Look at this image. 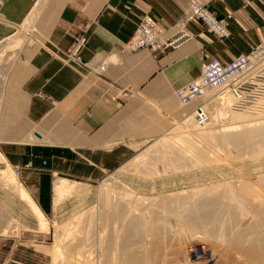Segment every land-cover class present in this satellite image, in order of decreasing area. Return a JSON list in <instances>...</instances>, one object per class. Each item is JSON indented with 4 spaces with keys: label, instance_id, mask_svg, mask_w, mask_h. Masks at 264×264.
Returning a JSON list of instances; mask_svg holds the SVG:
<instances>
[{
    "label": "crops",
    "instance_id": "1",
    "mask_svg": "<svg viewBox=\"0 0 264 264\" xmlns=\"http://www.w3.org/2000/svg\"><path fill=\"white\" fill-rule=\"evenodd\" d=\"M35 1H0V41ZM203 1L226 19L232 38L216 39L192 20L193 36L181 45L130 51L145 16L173 27L188 0H47L35 23L39 41L23 47L5 88L0 149L8 161L26 178L35 170L91 177L124 161L132 143L156 138L178 116L174 89L197 77L202 62L229 61L264 41V0ZM80 37L86 42L75 59L68 50ZM34 130L42 143L25 140Z\"/></svg>",
    "mask_w": 264,
    "mask_h": 264
},
{
    "label": "rangeland",
    "instance_id": "2",
    "mask_svg": "<svg viewBox=\"0 0 264 264\" xmlns=\"http://www.w3.org/2000/svg\"><path fill=\"white\" fill-rule=\"evenodd\" d=\"M39 14L32 19L33 21L28 22L26 16L16 26L15 32L6 35L0 41V114L5 88L14 63L27 52L23 49L26 44L31 45L39 41L35 25ZM216 18L221 20L217 16ZM227 23L225 19L227 35L224 38H219L211 31L216 39L232 38ZM155 24L157 29L163 32L164 38L173 34L180 26L179 22L170 28H161L156 21ZM70 52L68 50L69 54ZM259 105L263 108L261 110H264V99L260 100ZM181 107L178 101V112ZM192 108L186 113H191ZM258 118L262 120L264 115H250L252 123L259 120ZM191 119L193 120V116ZM174 122L169 125H172L170 129L162 130L156 138L145 145L132 143L135 149H132L130 155L114 169L93 172L94 175L91 177H66L35 170L26 178L21 171L22 167L12 165L0 149V154L4 156V159L0 160V264H66L67 260L73 263L75 256L79 264H104L103 250L107 242H111L112 227L120 225L119 222L105 225L96 218V210L98 212L101 209L98 207L99 197L105 189H110L111 194L114 193L112 195L117 198L116 202L121 193L128 194L124 196V203L133 205L135 208L133 212L146 218L149 216L148 209L160 211L158 201L161 198L192 197L194 193H209L216 188L221 191L224 184L230 183L237 187L242 180L264 174V154L257 159L250 157L251 154L248 152L237 156L236 150L232 147L228 154L221 142L209 144L196 134L201 131L213 133L219 142L224 135L240 131L225 132L234 125L231 121H224L217 115L212 124L200 130L181 129L178 128L179 124ZM162 135L174 145H187L191 150L204 151L208 162H205L206 165L203 167L193 168L191 164L183 166L181 161L175 164L167 160L172 156L171 153L164 156L167 158L165 161L161 156L157 157L158 155L153 153L159 145L154 148L152 146ZM25 140L30 143H42L44 135L34 130ZM151 158H157L156 164L153 163L154 160H150ZM13 167L15 170L18 169V174ZM7 174L13 176V179ZM43 174L46 175L42 176ZM61 179H65L66 182L59 187ZM18 186H22L27 192L24 200L17 198ZM178 221L181 222V216L175 217L161 212L156 220L149 219L145 223L147 226H161L165 223L173 230ZM195 236L202 235L196 233ZM198 237L192 240L191 248L185 247L178 253H173V249L161 241L162 250L159 251L160 254L158 253L156 264L183 263L185 256L190 264H229L235 259L232 254L226 255V258L221 255L226 251L224 241L226 243L227 240L212 239L208 242L214 246L216 254L221 255L214 258L208 251L207 244ZM155 238L163 240L162 235L157 237L145 234L134 248H149ZM187 249L189 255L185 252ZM240 260H236L235 263Z\"/></svg>",
    "mask_w": 264,
    "mask_h": 264
},
{
    "label": "bare ground",
    "instance_id": "3",
    "mask_svg": "<svg viewBox=\"0 0 264 264\" xmlns=\"http://www.w3.org/2000/svg\"><path fill=\"white\" fill-rule=\"evenodd\" d=\"M46 1L47 0L35 2L31 12L27 15V22L36 18L41 9H43ZM203 4L206 5L207 3L203 0H188V6L183 16L184 18L179 21V29L170 35L171 39L176 38L175 43L178 42L175 46L171 45V41H168L170 36L166 38L163 37V32L157 29L155 20H153L152 17L145 16L140 23L136 25L135 31L143 21L151 20L155 28L159 31V35L163 42L161 49L156 50L165 51L168 48H175L181 45L183 41L193 36V33L186 28V23L195 20L193 18L194 10ZM229 18H231V14H228V19ZM221 20L224 21V28L222 31L227 35L225 19L221 18ZM250 60V68H248L239 79L241 81H255V83L261 87L259 94L256 93L257 95L254 97L248 98L247 94L244 93L237 97L227 83L216 87H209L189 104L182 105L179 102L182 107L179 109L178 116L174 121L179 124L178 128H193V130H200L212 124V120L218 115L222 120H228L234 124L230 129L225 130V132L229 130L240 131L224 135L219 142L213 133L201 131L196 134L209 144L221 142L223 146H225L228 154L229 149L232 147L236 150L237 156H241L244 152H248L251 154L250 157L257 159L260 155L264 154V119L261 120L258 118L260 121L255 120L252 123L250 115H264V110H261L263 108H260L259 105L260 100L264 99V48L258 54L252 55ZM202 64L200 66L199 75L190 82L200 77ZM104 68L105 66L103 64L98 67L99 71H103ZM258 76L262 78L259 79ZM188 83H185V85ZM178 88L174 90V95ZM197 106H200L207 115L206 119L202 122L199 121L194 112ZM247 106L250 108H244ZM190 108H192L191 113H186ZM190 114L192 115L189 116ZM192 116L193 120L191 119ZM171 126L164 128L163 131L170 129ZM155 142L156 143H154L152 147L154 148L157 145H159V147L157 146L153 154L158 155L157 157L161 156L164 161L167 159H165L164 156L171 153L172 156L167 160L174 163L181 161L183 166L191 164L193 168L203 167L206 165L205 162H208L204 151L191 150L187 145H174L168 142V138L165 135L159 136ZM3 157L0 154V160L4 159ZM150 160H154L153 163L156 164L157 158H151ZM166 162L168 163V161ZM13 168L18 174L19 172L15 170V167ZM8 176L13 179V176ZM65 182V179H61L59 187L65 184ZM216 189H212L209 193H194L192 197L170 196L171 198H161L158 201L160 211L157 212L156 210L148 209L147 212L149 216L146 218L145 216L136 215L133 212L135 209L133 205L131 206L124 203V196L128 194L121 193L116 202L117 198L115 195H112L114 193L111 194L109 191L110 189H105L101 192V196L99 197L98 207L101 209H99L98 212L96 210V218L101 220L105 225L115 222H119L120 225L117 227L113 225L112 227L111 242H107L103 250V263L156 264L157 256H159L158 253L160 254L159 251L162 250L160 249V247H162L161 241L168 244L173 249V253H178L185 247L188 249L191 248L192 240L198 237H196L195 234L201 233L202 236L198 238L202 239L207 244L208 251L214 258L216 256L220 257L221 255L226 258V255L232 254V257L235 259L229 264H264V174L242 180L237 187L234 186V184L228 183L222 185L221 191ZM17 191V198L24 200L27 195L26 190L23 189L22 186H18ZM128 202L130 203V201ZM161 212L172 214L175 217L181 216V222L178 221L173 230L171 228L169 229L165 223H162L161 226L146 225V220H156ZM24 215H26L25 212ZM145 234L157 237L162 235L163 240L155 238L149 248H134V245H138L137 242L140 241V238ZM212 239H217L219 241L227 240L226 243L224 241L226 246L224 254H216L214 246L208 244ZM188 249L185 251L187 255H189ZM69 250H71V248H69ZM199 250L201 251V249ZM227 251L228 253L226 254ZM74 258L73 263L67 260L66 264H79L77 261L78 258H76V256ZM236 260L240 261L235 263ZM179 264L190 263L185 256L184 262H179Z\"/></svg>",
    "mask_w": 264,
    "mask_h": 264
},
{
    "label": "built area",
    "instance_id": "4",
    "mask_svg": "<svg viewBox=\"0 0 264 264\" xmlns=\"http://www.w3.org/2000/svg\"><path fill=\"white\" fill-rule=\"evenodd\" d=\"M193 18L200 21L207 30L212 31L219 38H224L226 34L222 31L224 28V21L216 18L215 13L206 5H201L194 10ZM184 37V36H182ZM176 38L169 37L171 45L175 46ZM86 40L84 37L78 38L74 41L70 48V55L75 59H79V50L84 46ZM163 42L159 31L155 28L153 21H143L137 30L132 34L127 42L128 50H136L140 48H150L152 50L161 49ZM264 48V41L262 44L252 48V50L245 54H239L229 61H223L218 57H212L203 62L201 67L200 77L175 91V95L182 105H187L196 97L200 96L206 88L216 87L221 84H229L232 92L239 95L246 93L247 97H254L260 93L261 87L252 80L241 81L239 77L251 65L250 57L258 54ZM258 78H262L258 76ZM257 93V94H256ZM199 121L206 119V113L200 106L195 107L194 110ZM18 170V169H16Z\"/></svg>",
    "mask_w": 264,
    "mask_h": 264
}]
</instances>
